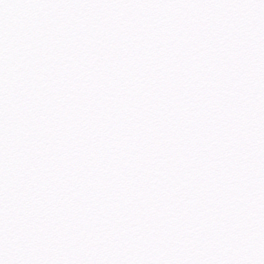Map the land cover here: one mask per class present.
<instances>
[{
    "label": "snow or ice",
    "instance_id": "snow-or-ice-1",
    "mask_svg": "<svg viewBox=\"0 0 264 264\" xmlns=\"http://www.w3.org/2000/svg\"><path fill=\"white\" fill-rule=\"evenodd\" d=\"M0 264H264V0H0Z\"/></svg>",
    "mask_w": 264,
    "mask_h": 264
}]
</instances>
